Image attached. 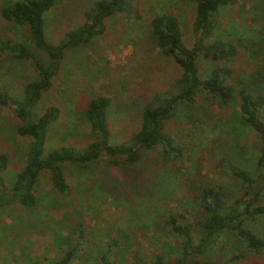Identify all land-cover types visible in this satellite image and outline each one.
<instances>
[{"label": "rangeland", "instance_id": "374dc122", "mask_svg": "<svg viewBox=\"0 0 264 264\" xmlns=\"http://www.w3.org/2000/svg\"><path fill=\"white\" fill-rule=\"evenodd\" d=\"M96 1L55 0L43 18L47 42L57 45L66 32L82 26L84 13ZM130 2L126 13H116L105 21L102 35L65 52L51 89L31 109L33 119L49 106L58 109L57 119L48 126L43 157L61 146L83 149L94 140L85 111L95 96L110 100V143H128L140 127L146 102L156 93L169 91L180 76L173 59L156 47L150 21L160 13L176 15L184 43L190 47L195 42L194 3ZM2 3L0 0V8ZM212 19L216 26L204 45L220 39L234 46L236 53L231 60L219 62L198 56L200 79L215 68H227L229 83L250 81L248 87L260 89L264 97V0L231 1L218 7ZM28 33L26 25L18 26L0 16V37L27 45L45 60ZM36 78L30 61L0 53V86L9 96L21 99L24 84ZM258 118L264 124V105ZM19 123L12 105H0V154L8 159L1 179L7 187L23 168L30 141L17 134ZM165 131L181 148L177 158L167 159L161 147H154L143 151L136 164H114L109 157L85 169L67 163L62 167L69 186L67 197L57 194L43 172L35 186L33 207L13 200L0 211V264H48L59 259L76 242L73 226H81L83 238L90 243L81 242L70 264H98V245L111 239L120 242V252L114 253L117 264H150L153 254L167 250L174 263L180 241L163 232V217L195 216L197 193L203 186L221 187L228 196L238 193L240 182L230 176L225 161L255 177L260 141L252 128L241 123L237 101L220 107L205 92L198 94L192 106L180 105L165 122ZM244 227L264 241V215ZM215 244L216 250L205 258L209 264H264V249L251 256L227 233L218 236ZM235 255L240 259L229 261Z\"/></svg>", "mask_w": 264, "mask_h": 264}, {"label": "trees", "instance_id": "16d2710c", "mask_svg": "<svg viewBox=\"0 0 264 264\" xmlns=\"http://www.w3.org/2000/svg\"><path fill=\"white\" fill-rule=\"evenodd\" d=\"M195 5L192 33L195 42L188 47L183 40L182 25L179 18L170 13H160L150 21L151 35L162 55L171 57L180 68L181 74L175 79L169 91L154 94L142 111L140 127L131 134L126 144L110 143L111 131L108 123L109 98L95 96L85 111L86 121L94 140L83 149L61 146L43 155L47 130L50 123L58 117V109L47 107L36 119L31 109L49 91L60 72L65 52L88 43L94 36L105 32V21L112 15L126 13L131 8L130 0H97L92 8L84 13L85 23L75 30L66 32L61 42L53 45L47 42L44 34V15L55 4V0H3L0 16L3 20L18 26L28 27L29 38L34 47L44 56L42 60L27 45L16 42L8 36L0 37V53L10 57L30 61L37 78L23 86V97L14 99L0 86V105H12L19 120L16 132L29 138V146L23 168L15 174L9 187L2 183L1 174L8 164L6 155L0 154V211L13 200L33 207L36 203L35 186L43 172L49 176L52 188L61 197H67L69 186L63 173V165H79L83 169L88 164L109 157L114 164H136L140 162L143 151L161 147L167 159L181 154L180 146L165 131V122L170 119L180 105L190 107L198 94L205 92L220 107L237 101L240 121L252 128L258 135L260 146L255 158L256 176L246 173L230 161H225L230 176L240 182L239 192L233 196L217 186H203L197 193L198 211L195 216L168 214L163 217V232L175 237L179 242L174 263L168 257L171 250L156 252L150 264H209L205 261L212 255L215 242L221 234L234 236L245 248L244 252L257 256L264 249V241L244 223L255 221L264 215V124L258 112L264 105L260 89L250 86V81L237 80L229 83L230 71L225 68L213 69L205 79H200L196 60L198 56L212 61H229L235 56V47L222 40L204 45L211 35L216 22L212 13L218 7L234 0H189ZM213 41V40H212ZM264 48V40L262 42ZM224 163V162H223ZM76 234L75 244L65 249L64 256L48 264H70L73 256L80 250L83 238L81 226L72 227ZM117 240L98 245L96 255L98 264H117L114 253L120 252ZM216 250V248H215ZM240 259L232 256L229 261ZM138 262V258H135ZM227 261L226 263H228ZM81 264V263H79ZM146 264V263H145Z\"/></svg>", "mask_w": 264, "mask_h": 264}]
</instances>
